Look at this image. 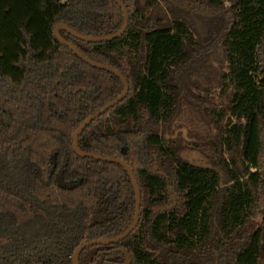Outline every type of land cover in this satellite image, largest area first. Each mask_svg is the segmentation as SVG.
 Instances as JSON below:
<instances>
[{
    "label": "trees",
    "instance_id": "1",
    "mask_svg": "<svg viewBox=\"0 0 264 264\" xmlns=\"http://www.w3.org/2000/svg\"><path fill=\"white\" fill-rule=\"evenodd\" d=\"M120 1L128 14L120 38L86 43L59 32L128 83L123 100L77 142L81 152L124 161L141 201L136 228L121 242L85 248L78 264L122 263L116 249L131 264H264V0H171L212 18L229 6L227 26L212 23L223 30L216 86L220 98L230 95L226 109L205 107L194 93L201 87L190 76L210 66V48L194 35L193 11L168 4V25L157 19L159 27L145 30L158 1ZM59 24L103 37L121 29L123 14L113 0H0V264H72L82 243L115 238L134 217L125 170L72 150L75 130L123 85L61 45ZM197 54L204 59L191 70ZM175 121L192 141L162 136ZM184 148L218 158L226 180L182 158ZM52 155L57 167L66 157L65 181L81 183L58 188ZM154 157L168 183L150 172ZM168 185L180 202L154 215ZM98 206L106 218L90 225Z\"/></svg>",
    "mask_w": 264,
    "mask_h": 264
},
{
    "label": "water",
    "instance_id": "2",
    "mask_svg": "<svg viewBox=\"0 0 264 264\" xmlns=\"http://www.w3.org/2000/svg\"><path fill=\"white\" fill-rule=\"evenodd\" d=\"M113 1L121 9V12L123 14V24H122L121 29L117 33H114V34H111V35H108V36H103V37H87V36H83V35H81L79 33H76L75 31L70 29L68 26L63 25V24L56 25L54 27V30H53V36L57 39V41L61 45L66 46L67 48H69V50L78 59H80L82 62L86 63L90 67H93V68H95L97 70L106 71V72H109V73L115 75L117 78L120 79V81H121V83L123 85L122 92L116 98H114L112 101L107 103L100 110H98L95 113L91 114L75 130V132L72 135V150L80 158L94 159V160L101 161V162H108V163H114V164L120 165L125 170V172L127 173L128 177L130 179V182L132 184V187H133V190H134V195H135L134 217H133L132 222L129 225V227L121 235H119V236H117L115 238H112V239H99V240H94V241H89V242L82 243L74 251V254H73V257H72V264H78L79 254L85 248L96 246V245H110V244H114V243L123 241L136 228V226L138 224V220H139V214H140V206H141L140 191H139L137 182H136V180H135V178L133 176V173L130 170V168L127 166V164L124 161H122V160H120L118 158H109V157H103V156L92 154V153L81 152L79 150L78 142H77L79 135L82 133V131L91 122L96 120L101 115L105 114L109 109L113 108L114 106H116L118 103H120L123 100V98L126 96V94L128 92V89H129L128 83L125 80V78L117 70H115L112 67H109L107 65H103L101 63H98V62H95V61H92V60L88 59L83 54H81L71 43H69L66 40H64L59 34L60 31H65L67 34H69L73 38H75L77 40H80L82 42H86V43H104V42H108V41H112V40L120 38L124 34L126 29H127L128 14H127V10H126L125 6L123 5V3L120 0H113ZM198 156H199V154L194 152V157L198 158ZM51 159L54 160L55 156L52 155ZM153 159H154L153 166L151 167L150 172H152L153 174H158L159 176L163 177L167 181V177L165 176V174L163 172H161L158 169V167H157L156 158L154 157ZM66 165H67V159L65 157L62 167H60L59 170L57 171V173L54 175V183L56 184V186L58 188L70 190V189L75 188L78 184H80L81 181L80 180L79 181H65L64 180L63 174H64V168H65ZM54 169H55V165L53 164V167H52V169L50 171V174H52L54 172ZM167 195H168L167 204L154 208V210H153V214L154 215H156L159 212H163L165 210H168V209L172 208L176 204V202H180V198L176 195V193L170 187L168 188ZM99 211L100 210L97 209L96 213L94 215H92V217L90 219V225H95L97 223H101L102 220L106 218L105 216L101 217ZM116 252L120 253V254H122L124 256V262L122 264H131V262H132L131 256H130V254H129V252L127 250L120 249V250H117Z\"/></svg>",
    "mask_w": 264,
    "mask_h": 264
},
{
    "label": "rangeland",
    "instance_id": "3",
    "mask_svg": "<svg viewBox=\"0 0 264 264\" xmlns=\"http://www.w3.org/2000/svg\"><path fill=\"white\" fill-rule=\"evenodd\" d=\"M164 4V1L162 2ZM201 7L200 5H198ZM229 6H226L225 8L220 9V12L218 16L212 18L207 17L205 14H197L195 11L199 9H194V13L192 14V24L191 28L194 32V34H197V39L202 42L205 46H208L210 49V56L208 59L209 65L208 70L207 69H199V72H197L196 75H194L196 81L200 84V89L198 91L194 92L203 102V105L208 108H217V109H226L229 103L230 95H225L223 98H220L218 96L219 89L217 88V76L220 72L224 71V64L221 61L222 58L219 53V41L222 38V32L221 30L219 33H217L215 26L212 24L214 21L219 20L221 24H223L224 27L227 26L228 21L230 20L231 13L228 10ZM156 11V10H155ZM200 11H198L199 13ZM202 17V18H201ZM159 17H155V20H157ZM194 19H197L200 24L199 26H196L194 23ZM159 20V19H158ZM161 24L160 25H168L169 21H166L164 19H160ZM196 28L199 29V34L196 32ZM145 29V28H144ZM201 34V35H200ZM198 55V54H197ZM195 56L192 61L190 62L189 67L191 70L195 69L196 66H200V61H202L204 56L201 54L200 56ZM192 65V66H191ZM193 67V68H192ZM195 72V71H194ZM197 83V84H198ZM193 84V83H192ZM194 89V88H192ZM185 93V92H183ZM178 121H175L171 124L168 128H163L160 130L162 136L166 140L171 139H180L182 141H192L190 138L187 130L181 126V124H178ZM200 157V156H199ZM226 158L228 155L225 153L221 155V158ZM205 166L213 167L219 174L222 179V181H225L226 178L223 175V173L220 171L217 161L218 158H209L205 157ZM57 165V164H56ZM168 187H170L168 185ZM171 188V187H170ZM259 223V219H257L254 224L257 225Z\"/></svg>",
    "mask_w": 264,
    "mask_h": 264
},
{
    "label": "flooded vegetation",
    "instance_id": "4",
    "mask_svg": "<svg viewBox=\"0 0 264 264\" xmlns=\"http://www.w3.org/2000/svg\"><path fill=\"white\" fill-rule=\"evenodd\" d=\"M158 1V4H156V5H154L153 6V10H156L154 13H153V15L151 16V17H149V22L146 24V25H144V26H140V28H145V30H147V29H152V28H157V27H159L157 24H156V20H155V17H159L158 19H163V21H164V19L167 21V20H169V16H168V4H171V5H173L174 7H176L177 9H179L180 11H184V10H186V11H188V12H190L189 11V9L191 10V11H193V7L191 8V6H189L188 4L187 5H184V4H177V3H175V2H173V1H171V0H163L165 3L163 4L162 3V1L161 0H157ZM196 6H198L197 4H196ZM189 8V9H188ZM197 8V7H196ZM197 14H199L198 13V10L197 11H195ZM193 13H194V11H193ZM201 15H203V13H201ZM194 23L196 24V26H199V24H200V22L197 20V19H194ZM196 32L199 34L200 32H199V29H197L196 28ZM195 35V37H197V34H194ZM201 35V34H200ZM197 74V72H194L191 76H190V79H192V80H194L195 79V77H194V75H196ZM194 152H196L197 154H199L197 151H195V150H192V149H188V148H184V149H182L181 151H180V155H181V157L182 158H184L185 160H187L188 162H190V163H192V164H194V165H197V166H205V157L204 156H202L201 154H199V156H198V158H195L194 157ZM64 161V160H63ZM53 164L55 165V169H54V172L51 174V175H53V177H54V175L57 173V171L59 170V168L60 167H62V165L63 164H61L60 166H58L57 167V165H56V162H54V160H53ZM153 166V165H152ZM53 167V166H52ZM151 169V168H150ZM167 183H168V181H166ZM169 188V187H168ZM168 188H167V191H168ZM177 195V194H176ZM168 196V195H167ZM134 197H135V195H134ZM176 203H179V202H176ZM97 209H99L100 211H99V213H100V215H101V217H104L105 216V212H104V209H103V207H101V206H98V208ZM154 210V209H153ZM106 217V216H105ZM117 250H120V249H116V250H114V253H117L116 251ZM125 250V249H124ZM120 254V253H119ZM122 255V254H121ZM123 256V255H122ZM123 262H124V256H123ZM122 262V263H123ZM122 263H114V264H122ZM107 264H113V263H107Z\"/></svg>",
    "mask_w": 264,
    "mask_h": 264
}]
</instances>
